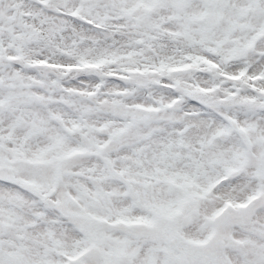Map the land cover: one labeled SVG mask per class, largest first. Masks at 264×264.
Segmentation results:
<instances>
[{
	"label": "snow or ice",
	"instance_id": "6c2138e0",
	"mask_svg": "<svg viewBox=\"0 0 264 264\" xmlns=\"http://www.w3.org/2000/svg\"><path fill=\"white\" fill-rule=\"evenodd\" d=\"M0 264H264V0H0Z\"/></svg>",
	"mask_w": 264,
	"mask_h": 264
}]
</instances>
